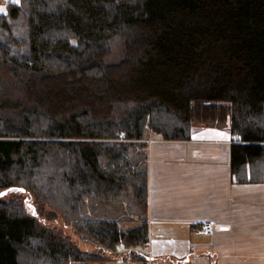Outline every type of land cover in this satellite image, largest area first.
Returning <instances> with one entry per match:
<instances>
[{"label": "trees", "instance_id": "obj_1", "mask_svg": "<svg viewBox=\"0 0 264 264\" xmlns=\"http://www.w3.org/2000/svg\"><path fill=\"white\" fill-rule=\"evenodd\" d=\"M194 125L227 126L232 181L264 182V0L8 2L0 188L33 194L100 250L0 197V264L25 249L53 264H118L120 250L148 264L145 137L188 140ZM123 189L142 212L133 227L82 213Z\"/></svg>", "mask_w": 264, "mask_h": 264}, {"label": "crops", "instance_id": "obj_2", "mask_svg": "<svg viewBox=\"0 0 264 264\" xmlns=\"http://www.w3.org/2000/svg\"><path fill=\"white\" fill-rule=\"evenodd\" d=\"M145 141L148 241L140 251L148 264H264V182L232 181L228 127L194 125L188 140ZM105 211L94 217L122 218ZM205 219L212 233H194Z\"/></svg>", "mask_w": 264, "mask_h": 264}, {"label": "rangeland", "instance_id": "obj_3", "mask_svg": "<svg viewBox=\"0 0 264 264\" xmlns=\"http://www.w3.org/2000/svg\"><path fill=\"white\" fill-rule=\"evenodd\" d=\"M15 2V1H13ZM17 3V2H16ZM7 0H0V5L6 9ZM6 11V10H5ZM146 138H157L154 136H148ZM45 185V184H44ZM47 185L41 187V192L47 193ZM0 197L7 200L16 202L20 201L26 204L27 208L30 209L33 213H39V219L42 220L45 224L54 227L56 229L62 228L65 234L70 236L71 240L74 241L81 249H88L93 252L95 255L99 254L100 247L97 242H92L91 240H84L80 235L73 231V228L70 224L66 223L64 219L61 217L58 211L51 210L47 205H41L37 202L36 197L33 194L20 192L12 188L2 189L0 188ZM82 213L92 218H96L94 216L95 212L98 211L100 215H105V210H109L112 214L119 209L122 217L125 218V221H122L119 225L121 229H127L129 227H133L138 222L137 220L141 218L142 212L139 209H135L132 201V193L129 189H123L120 194L115 196L112 200H109L108 203H102L99 200H89L84 201L83 203ZM92 210V211H91ZM130 212L132 214H130ZM135 213V214H134ZM110 214V215H111ZM133 218V219H132ZM194 227H192L193 230ZM123 248V246H119L118 249ZM139 250H143L142 246L137 247ZM146 250V249H145ZM102 252V251H101ZM100 252V253H101ZM32 256L26 251L21 252L20 261L21 264H53L49 259H47L44 255H40L38 253L32 252ZM106 258H110V256L104 253ZM111 259L114 261L121 260L118 264H135L128 255L123 250L120 252L114 253ZM56 264V262H55ZM67 264H98L96 261H71Z\"/></svg>", "mask_w": 264, "mask_h": 264}, {"label": "built area", "instance_id": "obj_4", "mask_svg": "<svg viewBox=\"0 0 264 264\" xmlns=\"http://www.w3.org/2000/svg\"><path fill=\"white\" fill-rule=\"evenodd\" d=\"M237 137V135H235ZM193 232L196 234L203 233L210 235L212 233V224L210 220H201L197 222L193 228Z\"/></svg>", "mask_w": 264, "mask_h": 264}, {"label": "snow or ice", "instance_id": "obj_5", "mask_svg": "<svg viewBox=\"0 0 264 264\" xmlns=\"http://www.w3.org/2000/svg\"><path fill=\"white\" fill-rule=\"evenodd\" d=\"M0 10H2V9H0Z\"/></svg>", "mask_w": 264, "mask_h": 264}]
</instances>
